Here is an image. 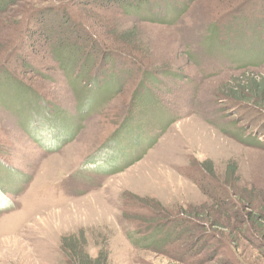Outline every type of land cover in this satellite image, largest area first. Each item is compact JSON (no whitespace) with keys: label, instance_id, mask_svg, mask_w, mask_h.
Instances as JSON below:
<instances>
[{"label":"rangeland","instance_id":"rangeland-1","mask_svg":"<svg viewBox=\"0 0 264 264\" xmlns=\"http://www.w3.org/2000/svg\"><path fill=\"white\" fill-rule=\"evenodd\" d=\"M116 1L17 0L0 10V264H67V239L85 244L90 256L107 254L110 264H264L261 239L245 222L253 211L264 214V147L242 137L256 123L264 131V118L215 102L224 82L243 72L235 66L264 75V0H197L173 23L140 16L155 8L171 19L167 5L181 0L124 3L139 14L118 11ZM225 4L236 15L215 27L209 43L207 26ZM32 25L38 34L27 42ZM80 26L98 39L132 36L136 52L118 58L130 70L126 79L112 71L118 64L93 56L108 85H68L65 71L45 62L48 45L63 36L58 28L77 33ZM140 78L146 86L137 93ZM23 86L43 96V112L51 102L55 113L30 135L22 128L35 121L16 94ZM41 130L59 134L45 139ZM192 214L195 223L177 230L171 224L179 221L165 216ZM137 220L157 225L139 231ZM214 231L228 241L215 240Z\"/></svg>","mask_w":264,"mask_h":264},{"label":"trees","instance_id":"trees-1","mask_svg":"<svg viewBox=\"0 0 264 264\" xmlns=\"http://www.w3.org/2000/svg\"><path fill=\"white\" fill-rule=\"evenodd\" d=\"M17 0H0V10H2L3 7H8L11 6L12 4H14V2H16ZM21 1V0H20ZM23 1V0H22ZM66 1V0H65ZM177 1V0H176ZM197 0H181L180 2H176V5H172V4H168L167 6H169V10L167 11H171L172 12V18L169 19L165 16H155V15H160V13L163 10H157L155 8H151L148 6V3L145 1V7L147 8H151L154 13L153 14H148V15H144L141 14L143 16H140L141 19L143 20H149V21H155V22H162V23H173L175 22L176 19H178L183 13H185L189 7L191 6L192 2H196ZM248 1V0H247ZM134 2V1H133ZM249 2V1H248ZM129 1L128 0H118L116 1L117 4V8L119 9L118 11H121L120 9H122V12H129L128 14H130V12H134V13H138L136 10V7H134L135 3L130 4L129 7H127ZM250 3V2H249ZM58 4H56V6L53 7V9H61L60 6H58ZM232 5L229 4H225V7L223 9L228 8L227 10L221 12V11H216L215 10V15L216 17H213L211 20V22H213L212 24H210L209 26H207L206 32L208 33V37L206 38V41L209 43H213V38L212 35H215L216 30L215 27L217 25H221L224 24V22L227 23V20L225 18L227 17H234L236 15V13H228L227 11H229V9H231ZM247 7V6H246ZM244 9V8H243ZM242 9V10H243ZM125 10V11H123ZM127 10V11H126ZM62 14L65 17H68L67 15V10H65L64 7H62ZM221 12V13H219ZM240 12V11H239ZM238 12V13H239ZM156 13V14H155ZM139 14V13H138ZM42 11L41 12H37L36 17L33 18V20H36L38 23L42 22ZM175 16V17H174ZM68 21V18L66 19V22ZM217 23V24H216ZM209 24V23H208ZM42 26V25H39ZM99 26V25H97ZM100 27V26H99ZM32 32H30L31 34H29V37L27 38V42H31L32 41V36H35L36 34H38V25H32L31 27ZM60 30V32H62L61 35L62 38L61 39H57L55 40L54 43H52L51 45H48L49 48V56L46 58L45 62L50 61L53 64H56L57 67H59L60 70L65 71L64 72V76L62 77L63 80L65 81V83L72 84V83H79L81 84V82L85 83V86H89L91 84H95V86H107L108 85V81L104 79V75L102 72L103 71V67L106 66L108 64L109 68L110 65H114V64H118L117 66H119L118 70L116 69H112V71L116 72L118 74L117 78H120L121 76L125 75V79L127 78V75H129L130 70H128V68H123L121 65H119L118 61L121 56L123 59L126 58V55L130 56L131 52H136L135 50H132V45L130 46L129 43H131L130 41L133 39L132 36L131 38H128L126 36L124 37H117L116 39L111 35H107L104 36L103 39H98L97 37L95 38L92 34L90 35H84L83 30L81 28V26L77 29V33L72 32L70 33L69 31L65 32L64 30L62 31L61 28H58ZM65 32V33H64ZM82 33L83 39L80 38V36H78V33ZM41 34V33H40ZM45 34V33H44ZM106 35V33H104ZM41 36H46V35H42ZM50 36V35H48ZM102 37V36H101ZM45 38V37H44ZM100 38V37H99ZM131 39V40H130ZM129 42V43H127ZM108 45H107V44ZM126 43V44H125ZM39 44V43H38ZM43 44V43H42ZM30 47L32 46H38L35 41L29 45ZM82 46H87V52L82 51L81 56H79V52H81V47ZM188 48H191V46L187 47L186 49L188 51V56L191 59L192 57V50H189ZM192 49V48H191ZM119 51V52H118ZM120 53V54H119ZM74 56V57H73ZM93 56H99V58L101 59V62H103V67H98L97 64H95V62L92 63V57ZM194 56V55H193ZM131 57V56H130ZM195 58V57H194ZM193 60V58H192ZM138 61V60H136ZM21 63V62H19ZM255 64L254 66L259 67L261 63H253ZM91 65V66H90ZM99 65V63H98ZM140 66V65H139ZM21 68L25 69V72H29L28 69L29 67H27V64L23 61L20 65ZM248 67V66H247ZM244 65H237L235 66V70L238 69H244L243 72H240L236 75H233L231 77H229L225 82L224 85H222L220 87V91H218L219 93H215V102L217 104H219V106H225V102L228 103V105L231 108H237L239 110L245 111L247 112V114L257 118V120L260 122L263 120L264 118V75L260 74V73H256L252 70H247L245 68ZM125 69V70H124ZM141 73H143V68L141 66ZM125 73H124V71ZM79 71V72H78ZM32 73H34L32 71ZM25 74V73H23ZM31 74V73H29ZM148 73L145 72V79L148 84L150 77L149 75H147ZM123 79V80H125ZM7 80V79H6ZM119 79H116L114 81H117ZM141 78L138 80V84L136 85V92L139 93L142 92L143 90H145V86H146V82H140ZM122 82V81H119ZM132 86V87H131ZM31 87V86H30ZM133 88V84H129L127 88ZM139 88V89H138ZM22 92H16V94H18V98L19 101H22L25 105L28 106L27 111L29 112V118L30 122H32V120L35 121V125L36 127H32L29 125L25 126L23 131L25 132L26 135H30L31 130L33 128H35L36 130H38L40 127H44L42 126V122L46 120V122H51V120H55V113L54 111H51L50 104L51 102H45V104H48V109L47 111L44 110V112L41 110L42 108L39 107V101L41 99L39 98H43L39 97L38 95H36L35 93V89H33L32 87H25L23 86V89H21ZM46 97L51 99V95H47ZM55 100H57L56 97H53ZM29 99L34 100L33 103H27L30 102ZM14 100V98H13ZM16 105L15 107H19L21 108L20 103L21 102H17L16 101ZM32 104V105H31ZM40 105H43L42 103ZM11 111L13 112V106L9 105ZM10 109L8 108V110L10 111ZM35 110V111H34ZM131 110V109H130ZM17 114L18 111L20 112V115L22 113V110H16ZM119 111V110H116ZM122 111V110H121ZM121 111H119L117 113L118 116H121V114H119ZM129 111V110H128ZM131 112V111H130ZM130 112H128V114H130ZM116 113V112H115ZM25 114H22V119L24 120L25 118H27V116ZM36 117L38 118V120L36 119ZM119 118V117H118ZM52 124L56 125L55 122H53ZM259 123L255 124V129L254 131H252L249 134H243L242 137L243 139H248L249 136L250 138L254 139V143L255 146H260V147H264V131L262 129L259 130ZM43 130V129H42ZM43 133L42 137L45 136L47 138H51L54 139L55 136H58V132L55 134V136H53V133L49 132L46 133L45 131H42ZM45 132V134H44ZM38 135L40 133H37ZM41 136V135H40ZM53 136V137H52ZM240 140H242L240 138ZM245 142V141H243ZM0 166L3 167V161L0 159ZM230 190V189H229ZM215 201V203L218 205H220V202L218 203L217 200L213 199ZM254 206L252 204H250V208L252 209ZM257 209V208H256ZM262 210V208H259L258 210ZM151 211V210H150ZM160 213V211L158 212ZM253 213L255 215H250V219L249 221L245 220V222H247L248 224H250V226L253 228L254 232H256V234L259 235V238L261 239V246L264 249V214L262 213H255L253 211ZM198 214H192V215H186L185 217L181 218L180 216H176L172 217V218H168L167 215H165L168 221H179V225H172V229H176L179 226L182 227H191L194 223H195V216H197ZM203 215V214H202ZM201 216H199L200 218ZM135 218V217H134ZM181 218V219H180ZM138 221V220H137ZM134 223L137 225L138 230H144L146 227L149 228V230L153 229L156 227L157 222L154 221H138V223H136L134 221ZM139 224V225H138ZM170 224H168L167 226H169ZM219 225V224H217ZM216 227L215 224H213L212 227ZM142 227V228H141ZM160 230H158L159 233ZM215 234L211 235V234H207L206 237H210V235L216 240H221L225 241L227 239L226 236H224L223 233H217L216 231H214ZM206 234V233H205ZM165 236L168 237V233L165 234ZM163 236V237H165ZM128 239L130 242H135L134 240V236L132 235H128ZM229 239H231V237H229ZM139 243V242H138ZM189 243V241L187 242ZM231 244V243H230ZM229 244V245H230ZM140 248H144L145 244L140 243ZM168 245V244H167ZM64 249L66 253V256L68 257V263L67 264H110L108 262V257L107 254L106 255H97V256H90L86 250H84L83 248L85 247V244H81V245H77L75 243H73L72 241H70L69 239H67L64 243ZM230 253H232V251H230ZM234 253V257H235V253L236 251H233ZM236 261H241L236 259ZM239 262H233L231 264H239Z\"/></svg>","mask_w":264,"mask_h":264}]
</instances>
